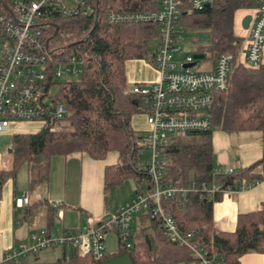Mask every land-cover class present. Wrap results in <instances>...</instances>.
Listing matches in <instances>:
<instances>
[{
	"label": "trees",
	"instance_id": "1",
	"mask_svg": "<svg viewBox=\"0 0 264 264\" xmlns=\"http://www.w3.org/2000/svg\"><path fill=\"white\" fill-rule=\"evenodd\" d=\"M185 3L187 0H183ZM254 0H215L201 10L185 8L179 23L198 29L199 41L206 36L204 49L231 53L234 57L229 73V86L215 95L210 110L212 126L203 133L175 134L164 146L166 178L181 179L196 186L212 183L225 189H248L264 179V157L245 167L233 168L214 163L211 143L212 127L231 133L259 131L264 141V66L251 68L241 59L240 39L233 36L234 13ZM98 14L73 18H54L45 34L51 49L69 54L80 45L85 58L83 72L68 81L55 80L47 75L44 91L52 101L62 103L67 114L60 119L46 118L35 133L15 134L11 139L12 172L22 165L28 173V187L32 191L46 184L50 160L53 156L86 154L93 160H103L109 153L117 154V162L104 167V186L108 192L132 179L137 191L139 182L147 183L149 176L141 157L139 139L144 130L132 127V117L146 116L142 99L126 91L128 83L125 66L128 61L153 62L152 41L159 40L154 24H107L105 16L115 10H156L159 0H96ZM205 39V40H206ZM243 54V53H242ZM52 86H56L51 93ZM58 125L55 127V125ZM221 168V173H215ZM2 177H0V184ZM222 192L211 195L187 192L162 202L164 212L172 216L183 232H192L195 240L209 253L214 264H240L246 253L264 252V202L251 212L237 215L235 229L223 231L213 224V204L220 201ZM131 247L118 243V249L102 260L95 261L87 254L73 252V264H98L114 256L129 253L132 264H194V254L179 246L161 227L157 217L140 211L131 221ZM66 248V247H65ZM60 262L54 263L59 264Z\"/></svg>",
	"mask_w": 264,
	"mask_h": 264
},
{
	"label": "built area",
	"instance_id": "2",
	"mask_svg": "<svg viewBox=\"0 0 264 264\" xmlns=\"http://www.w3.org/2000/svg\"><path fill=\"white\" fill-rule=\"evenodd\" d=\"M95 1L0 0V135L13 121L41 122L46 118L60 119L67 114L65 105L52 101L43 85L49 72L54 79L82 74L84 49L77 45L69 54L60 52V48L51 49L45 32L57 17L97 15ZM214 1L159 0L156 10H112L106 14L105 22L110 25L154 24L158 27L159 40L153 57L158 78L149 84L132 83L126 89L142 99L141 111L148 127L139 139V145L149 181L139 182L129 202L78 230L50 233L41 229L31 233L27 242L0 257V264L17 263L42 249L58 246L70 248L80 255L87 254L95 261L102 260L105 257V237L111 229L120 246L131 247V221L140 211L148 212L152 218L157 217L164 232L194 254V264H214L215 254L200 245L192 232L181 231L174 218L161 206L163 201L191 191L207 195L236 191L230 186L223 189L215 183L196 186L194 182L187 184L181 179L168 180L163 153L172 135L209 131L215 95L228 89L234 59L231 53L214 52L207 69L195 68L203 59L193 58L198 52L175 56L182 51L186 30L179 23L181 13L185 8L204 9ZM254 1L257 7L249 26L250 40L243 61L251 68L259 66L264 51V0ZM194 61L195 65L185 66ZM221 172V168H215V173ZM225 172L232 173L234 169L227 167ZM18 201L19 206H25L27 196L23 195Z\"/></svg>",
	"mask_w": 264,
	"mask_h": 264
},
{
	"label": "crops",
	"instance_id": "3",
	"mask_svg": "<svg viewBox=\"0 0 264 264\" xmlns=\"http://www.w3.org/2000/svg\"><path fill=\"white\" fill-rule=\"evenodd\" d=\"M248 44L249 41L245 52ZM133 61L142 63L138 65L140 80L132 79L133 76L129 75L134 68ZM133 61H128L125 66L128 86L132 83H152L158 78V73L156 71L153 73L143 60ZM261 64L264 66V51ZM131 121L132 127L136 130H144L148 127L142 116L135 115ZM41 127L42 123L39 121H13L9 129L0 135V177H2L0 257L10 250L17 249L20 243L27 242L29 235L33 232L41 229L50 233H59L65 229L78 230L88 222H94L106 216L121 205L118 204L111 209L106 200L107 191L104 186L103 171L106 165L114 164L113 152L103 160H93L86 154L79 153L53 156L50 160L47 183L30 191L26 166L22 165L13 173V156L6 155V149L10 146L11 153L13 135L35 133ZM232 135L251 136L255 141L264 142L259 131L212 132L211 143L218 165L232 168L245 167L260 159L258 149H261V153L264 154V143L261 146V143L256 142L257 152H253L252 155L257 159L248 162L251 158L246 157L240 147L231 144ZM115 155L117 157V154ZM21 169L24 170V174L20 172ZM262 173L264 174V169ZM23 195L27 196V204L21 207L18 205V200ZM262 202H264V180L248 189L223 193L221 200L213 204V224L220 230L231 232L235 229L238 214L251 212ZM68 249L70 248L61 247V250L57 251V247L45 248L28 255L20 262L3 264H54L57 262L71 264L74 251L70 249V260H67ZM113 253H105V255ZM239 262L240 264H264V252L243 254Z\"/></svg>",
	"mask_w": 264,
	"mask_h": 264
},
{
	"label": "rangeland",
	"instance_id": "4",
	"mask_svg": "<svg viewBox=\"0 0 264 264\" xmlns=\"http://www.w3.org/2000/svg\"><path fill=\"white\" fill-rule=\"evenodd\" d=\"M250 4H247L244 7H241L239 9H237L234 13V22H233V36L235 38L240 39V47H241V59L242 61H244V53H245V48L246 45L249 41V30H245L242 27V19L244 18L245 15L250 14L254 17L255 14V10L250 7ZM185 27V26H184ZM186 28V27H185ZM199 30L197 29H189L186 28V30L184 31V42L182 43V51L178 54H176L175 56H179V57H184L186 54L188 53H194L197 52L198 50V44H205L206 46H208L209 42L206 39H202L201 41H199ZM204 36V35H203ZM158 42L157 41H152L150 44V49L151 50H155L157 47ZM204 53L205 56L204 58L197 64V66L195 67L196 69H207L210 64L212 63L213 60V55H214V50H210V49H204ZM243 53V54H242ZM142 63L139 61H136V63H134L133 61V66L134 68H132L133 70H131L129 72V75H132L133 78L132 79H137L140 80L141 74H140V70L138 69V65H141ZM144 64H147L148 67H150L151 71L154 73L156 71V68L153 64V62L148 63L146 61H144ZM157 72V71H156ZM77 77L74 76H70V75H63L59 78H55V80L58 81H68V80H72L75 79ZM144 84H149L148 83H144ZM56 90V86H52L51 88V93L53 94ZM58 125L56 124L55 127H57ZM221 130H219L217 127H212V132H220ZM242 137V138H240ZM240 137H235V135H232L231 137V144L233 146H238L241 148L242 153L244 155H246V157H249L251 159L248 160V162L253 161L257 158H254L255 156L252 155L253 152H257V146H256V142H258L257 140L255 141L253 137H248V136H240ZM253 138V139H252ZM259 140V139H258ZM261 143L262 142H258ZM7 154L6 155H10L12 154V152L10 153V146L7 147L6 149ZM259 152V158L263 157L264 154L261 153V149H258ZM112 154V153H111ZM114 161L117 162V157H116V153H114ZM214 163L216 165H218L216 156L214 154ZM106 159V158H105ZM114 162V163H115ZM238 165V164H236ZM22 174H24V170L21 169ZM23 176V175H22ZM45 185V184H44ZM135 189H136V184L132 179H126L125 182L119 186L116 189H111L110 191L107 192V202H108V206L109 208L113 209L116 205L118 204H125L126 201H130L134 195H135ZM37 203L35 202V205ZM33 209H35V207H33ZM115 210V209H114ZM113 210V211H114ZM106 240H105V253H112V252H116L118 249V240H117V236L115 235L113 229H111L107 234H106ZM57 251L61 250V246L57 247ZM67 255L68 258L67 260H70V249H68L67 251ZM73 264V263H71Z\"/></svg>",
	"mask_w": 264,
	"mask_h": 264
},
{
	"label": "water",
	"instance_id": "5",
	"mask_svg": "<svg viewBox=\"0 0 264 264\" xmlns=\"http://www.w3.org/2000/svg\"><path fill=\"white\" fill-rule=\"evenodd\" d=\"M208 7H210V5L207 4L205 8H208ZM251 20H252V15L250 14L245 15L244 18L242 19V27L245 30L249 29ZM205 38L206 36H202V39H205ZM204 56H205L204 53H194L193 54V58L195 60H200L204 58ZM193 65H195V61L185 64L186 67H191ZM40 98H41V95L38 96V101L40 100ZM98 264H132V261L130 259L129 253L125 252L123 254L114 256L106 261H101Z\"/></svg>",
	"mask_w": 264,
	"mask_h": 264
}]
</instances>
